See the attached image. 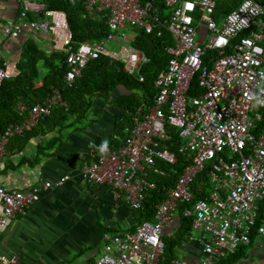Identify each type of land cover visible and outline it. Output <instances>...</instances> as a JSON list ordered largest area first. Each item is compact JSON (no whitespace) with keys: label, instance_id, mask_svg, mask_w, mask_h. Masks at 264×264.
<instances>
[{"label":"built area","instance_id":"built-area-1","mask_svg":"<svg viewBox=\"0 0 264 264\" xmlns=\"http://www.w3.org/2000/svg\"><path fill=\"white\" fill-rule=\"evenodd\" d=\"M218 1L164 0L170 13L160 20L151 4L140 0H86V11L104 14L110 33L75 49L65 13L33 0H17L16 18L0 26L3 39L15 40L25 32L50 37L51 50L66 54L64 80L69 86L101 56L123 63L128 75L142 81L141 68L149 60L129 45L128 27L146 34L155 31L157 37L165 31L171 37L167 64L154 79L152 105L141 120L125 128L122 146L103 155L98 151L82 176L89 185H104L116 197L123 196L136 212L143 210L146 194L156 189L150 177L167 176L158 164L176 163L167 129L175 131L174 146L185 165L157 204L152 221L132 232L103 234L101 255L83 264H160L163 231L180 208L182 217L191 221L190 239L202 250L198 264H216L234 255L250 245L252 235L264 243V8L244 0L219 15ZM113 42L121 44L116 48ZM13 75V67L2 63L0 86ZM55 106H67L58 90L41 104L19 105L26 117L0 135V157L10 139L31 131ZM202 173L206 197L194 199L192 185ZM67 180L65 176L27 191L0 187V229L25 215L41 191ZM18 263L16 257L0 254V264ZM168 264L183 263L172 259Z\"/></svg>","mask_w":264,"mask_h":264},{"label":"crops","instance_id":"crops-1","mask_svg":"<svg viewBox=\"0 0 264 264\" xmlns=\"http://www.w3.org/2000/svg\"><path fill=\"white\" fill-rule=\"evenodd\" d=\"M17 13V0H0L4 23L16 18ZM26 39H33L47 53L52 51L46 43L50 37L41 34L25 32L15 40L0 37V62L13 67L14 72ZM124 94L123 89H117L108 100H97L87 120L60 134L57 130L47 133L41 124L36 126L37 136L9 140L0 157V187L27 191L65 176L68 180L59 188L41 191L25 215L0 229V254L16 257L18 264H83L101 255L103 234H122L138 227V214L123 196L116 197L104 185H89L82 176L84 167L97 160L99 144L116 137L115 124L124 114L117 101ZM179 228L177 215L164 229L162 239H175ZM192 235L190 231L186 241L174 250V259L183 264H198L202 258L201 247L190 239ZM239 252L238 262L242 264H264V243L256 235Z\"/></svg>","mask_w":264,"mask_h":264},{"label":"trees","instance_id":"trees-1","mask_svg":"<svg viewBox=\"0 0 264 264\" xmlns=\"http://www.w3.org/2000/svg\"><path fill=\"white\" fill-rule=\"evenodd\" d=\"M33 1L43 4L48 10L65 13L72 35V49H75L80 43L98 42L110 33L104 14L86 11V0ZM140 1L141 4L150 3L153 15H156L160 20L167 18L170 13L164 0ZM243 1L220 0L217 3L216 13L226 14ZM253 1L264 8V0ZM29 17L32 19L41 18V16L33 17V15H29ZM3 24L4 21L0 19V26ZM127 33L130 37L129 45L142 52L149 60L141 68L142 81L128 75L124 71L123 63L101 56L99 59L90 61L81 76L69 86L64 80L67 69L66 54L54 50L47 53L33 39H26L20 48L14 75L0 86V135L9 124L17 123L26 117V113L19 112V105L30 108L33 105L41 104L54 90L61 93L62 100L67 106L53 107L51 114L40 120L37 125H45L47 133L57 130V133L60 134L61 131L87 120V115L97 100H108L117 89H123L125 94L119 97L117 103L124 110V114L115 124L113 133L116 137L111 139L112 143L108 142L111 150L121 147L126 137L125 128L132 126L135 120H141L145 110L152 105L156 94L154 79L158 71L165 68L168 61L165 49L171 45V37L165 31L161 37H157L155 31L146 34L141 28L128 27ZM1 64L2 62H0ZM38 84L40 85L38 86ZM36 126L23 137L37 136ZM167 132L172 137L170 151L175 154L176 163L173 165L159 163V167L166 172L167 176L150 177L155 182L156 189L146 194L143 210L136 211L139 224L153 220L157 204L164 198L165 191L174 185L177 175L185 165L174 146L178 139L175 131L167 129ZM54 141L55 139H52L51 143ZM99 145L101 146V144ZM203 177V173L200 174L192 185L194 199L206 197ZM182 209L180 208L178 212L180 228L176 238L163 239L165 249L160 264H168L174 259V250L186 241V237L191 231V221L182 217ZM239 253L238 250L234 255L219 260L216 264L236 263L239 261Z\"/></svg>","mask_w":264,"mask_h":264},{"label":"clouds","instance_id":"clouds-1","mask_svg":"<svg viewBox=\"0 0 264 264\" xmlns=\"http://www.w3.org/2000/svg\"><path fill=\"white\" fill-rule=\"evenodd\" d=\"M108 147H109V144H108V141L105 140L101 146L99 147V152L103 155V154H106L107 151H108Z\"/></svg>","mask_w":264,"mask_h":264},{"label":"rangeland","instance_id":"rangeland-1","mask_svg":"<svg viewBox=\"0 0 264 264\" xmlns=\"http://www.w3.org/2000/svg\"><path fill=\"white\" fill-rule=\"evenodd\" d=\"M197 40H199V38L197 39ZM49 43L50 44V46H51V42H50V40H46V43ZM111 44H114V45H116L117 43L116 42H113V43H111ZM206 190H207V188H206Z\"/></svg>","mask_w":264,"mask_h":264}]
</instances>
